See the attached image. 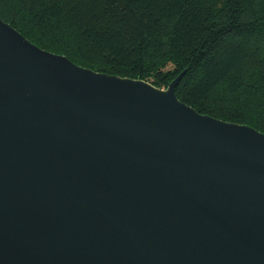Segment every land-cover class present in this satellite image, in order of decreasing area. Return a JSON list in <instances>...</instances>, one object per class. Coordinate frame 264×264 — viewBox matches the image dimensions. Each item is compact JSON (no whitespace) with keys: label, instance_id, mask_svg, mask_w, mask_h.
<instances>
[{"label":"water","instance_id":"water-1","mask_svg":"<svg viewBox=\"0 0 264 264\" xmlns=\"http://www.w3.org/2000/svg\"><path fill=\"white\" fill-rule=\"evenodd\" d=\"M40 48L0 17V264H264V133Z\"/></svg>","mask_w":264,"mask_h":264},{"label":"trees","instance_id":"trees-1","mask_svg":"<svg viewBox=\"0 0 264 264\" xmlns=\"http://www.w3.org/2000/svg\"><path fill=\"white\" fill-rule=\"evenodd\" d=\"M35 45L264 133V0H0Z\"/></svg>","mask_w":264,"mask_h":264}]
</instances>
